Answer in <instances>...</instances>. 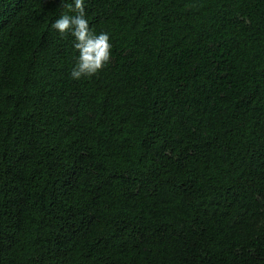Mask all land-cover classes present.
Here are the masks:
<instances>
[{
  "label": "trees",
  "instance_id": "16d2710c",
  "mask_svg": "<svg viewBox=\"0 0 264 264\" xmlns=\"http://www.w3.org/2000/svg\"><path fill=\"white\" fill-rule=\"evenodd\" d=\"M85 10L77 80L61 0H0V264H264V0Z\"/></svg>",
  "mask_w": 264,
  "mask_h": 264
},
{
  "label": "clouds",
  "instance_id": "9594fccd",
  "mask_svg": "<svg viewBox=\"0 0 264 264\" xmlns=\"http://www.w3.org/2000/svg\"><path fill=\"white\" fill-rule=\"evenodd\" d=\"M52 24L51 28L62 37L70 34L74 38V49L78 52L76 63L71 71L73 79L91 77L100 72L111 59L112 44L107 32L95 33L86 17L85 0H72ZM69 13H74L70 15Z\"/></svg>",
  "mask_w": 264,
  "mask_h": 264
}]
</instances>
